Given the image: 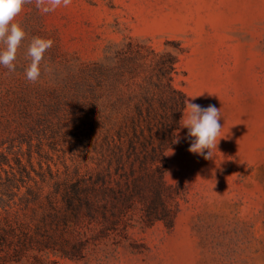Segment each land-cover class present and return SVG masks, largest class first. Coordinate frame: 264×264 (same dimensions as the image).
<instances>
[{
	"label": "rangeland",
	"instance_id": "obj_1",
	"mask_svg": "<svg viewBox=\"0 0 264 264\" xmlns=\"http://www.w3.org/2000/svg\"><path fill=\"white\" fill-rule=\"evenodd\" d=\"M15 22L26 35L16 71L0 65L6 117L18 118L24 105L31 113L46 110L68 96L81 62L103 59L129 36L161 51L182 46L176 84L184 89L189 68L203 70L226 86V101L232 98L213 155L189 157L194 170L183 180L172 172L180 160L175 146L168 152L169 180L182 181L189 192L173 229L160 223L132 229L121 243L92 242L80 260L54 253L44 258L55 264H264V0H72L48 14L32 0ZM36 36L54 43L39 81L30 83L27 47ZM3 217L0 208V222ZM33 262L31 256L9 264Z\"/></svg>",
	"mask_w": 264,
	"mask_h": 264
},
{
	"label": "trees",
	"instance_id": "obj_2",
	"mask_svg": "<svg viewBox=\"0 0 264 264\" xmlns=\"http://www.w3.org/2000/svg\"><path fill=\"white\" fill-rule=\"evenodd\" d=\"M176 47L129 36L81 62L68 96L46 110L24 105L11 118L0 108V264L56 263L44 253L80 260L92 242L175 227L189 193L168 178L188 98Z\"/></svg>",
	"mask_w": 264,
	"mask_h": 264
},
{
	"label": "clouds",
	"instance_id": "obj_3",
	"mask_svg": "<svg viewBox=\"0 0 264 264\" xmlns=\"http://www.w3.org/2000/svg\"><path fill=\"white\" fill-rule=\"evenodd\" d=\"M32 3V0H0V65H3L9 72L16 71L15 61L18 48L25 38V31L22 25L15 22L16 17L22 11L25 4ZM72 0H35V7L41 14H48L63 6L70 7ZM52 39H45L39 36L33 37L27 47V57L30 64L25 69V76L30 83H36L41 77V62L46 50L53 46ZM50 71V69H46ZM197 97V96H196ZM196 97H191L195 99ZM221 109L215 105L206 108L191 102L186 98L183 116L180 120L182 128L188 129L187 138L190 140L189 152L204 156L205 159L213 155L217 148V138L221 132L219 123ZM176 143L179 142L177 138ZM205 149L209 151L205 153Z\"/></svg>",
	"mask_w": 264,
	"mask_h": 264
},
{
	"label": "crops",
	"instance_id": "obj_4",
	"mask_svg": "<svg viewBox=\"0 0 264 264\" xmlns=\"http://www.w3.org/2000/svg\"><path fill=\"white\" fill-rule=\"evenodd\" d=\"M188 70L189 78L187 83L184 85L188 99L203 108H206L209 105H215L218 109H221V117L225 116L226 104L230 103L231 106L232 98L226 101V86L223 83H220L218 76L210 78L206 76V73L203 70H200L198 74L190 68ZM191 97L196 98L192 99ZM231 113L232 111H230V114ZM221 117L219 123L221 121ZM187 133L188 129L180 127L178 136L179 142L175 145V153L177 157H180V160L179 162L174 160L172 164V172L176 175L175 178L179 180H183L187 173L194 170V168L189 167V165H193V163H190L189 157L201 156L188 151L190 147V140L187 138Z\"/></svg>",
	"mask_w": 264,
	"mask_h": 264
},
{
	"label": "bare ground",
	"instance_id": "obj_5",
	"mask_svg": "<svg viewBox=\"0 0 264 264\" xmlns=\"http://www.w3.org/2000/svg\"><path fill=\"white\" fill-rule=\"evenodd\" d=\"M170 157H171V160H172V157H173L172 154L170 155ZM174 172H175V171H174ZM177 172H179V171H177ZM173 174H174V173H173ZM172 178H173V175H172Z\"/></svg>",
	"mask_w": 264,
	"mask_h": 264
}]
</instances>
